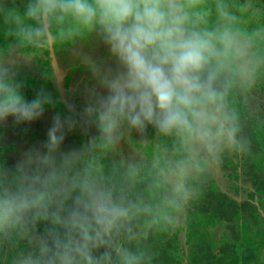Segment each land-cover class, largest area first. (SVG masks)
Returning <instances> with one entry per match:
<instances>
[{"label":"clouds","instance_id":"obj_1","mask_svg":"<svg viewBox=\"0 0 264 264\" xmlns=\"http://www.w3.org/2000/svg\"><path fill=\"white\" fill-rule=\"evenodd\" d=\"M0 18L10 41L0 48V122H32L50 103L43 90L25 98L14 57L30 63L95 38L116 62L88 60L107 90L93 89L81 114L98 135L63 152L77 122L58 115L43 150L14 170L0 165V264H154L149 239L179 223L227 157L250 150L237 101L264 81V5L28 0L21 11L0 0Z\"/></svg>","mask_w":264,"mask_h":264},{"label":"rangeland","instance_id":"obj_2","mask_svg":"<svg viewBox=\"0 0 264 264\" xmlns=\"http://www.w3.org/2000/svg\"><path fill=\"white\" fill-rule=\"evenodd\" d=\"M6 2L8 6L15 3L21 11L28 3L27 0H6ZM258 3L264 5V0H258ZM2 26L3 20L0 18V48L5 47L10 42L3 36ZM90 41L93 42L91 39ZM90 41L85 42L88 43L87 45L77 44L73 48H80L84 51L83 46L90 47ZM69 50L67 47L59 50L52 49L55 59L51 52L49 54L45 52L34 57L30 63L16 57L13 58L16 60V79L21 84V89H26V91L34 89L37 91L36 94L28 91L30 97H33L30 100L34 99L37 93L43 90L49 97L50 103L45 105L42 117L32 122L16 124L12 117H9L5 122H0V165L5 168L14 170L17 163L23 158L24 153L31 149L40 148L43 150L48 129L52 125L53 118L58 115L62 118L71 116L77 122L76 127L65 133L64 143L61 147L63 152L81 149L90 138L98 135V130L94 124L83 123L81 114L90 99V92L93 89L97 94L107 95V93L100 90V85L93 77L88 64L90 59L88 58L83 62L79 60L71 61L66 55ZM54 61L62 69L63 77H65L63 90L56 82ZM91 61L100 64L102 68H109V65H107L108 60L104 57L97 56ZM65 71L67 72L66 75H64ZM66 76L68 77L67 80ZM49 77L53 80L48 79ZM237 104L242 110L244 134L251 142L250 150L244 154L250 157V163L241 159L240 155L229 156L221 166L206 177L200 187L198 197L189 205L180 217L179 223L173 228L178 240L183 244L187 256L180 252L173 255L180 259L183 258V264L206 263L209 256L206 255V250L202 248L205 244L204 241L209 243L211 249L217 253L225 243L234 241L236 251L241 259L246 258L243 255L245 253L252 257L251 251H248L245 247L247 244L249 245V241H255L253 251L257 262L264 264V190L255 188L247 180L246 175V171H252L250 165L253 164L258 173H261L264 178V81L258 82L247 98L238 100ZM131 135L137 140L140 139L138 133L133 132ZM147 135L149 139L152 138L154 131L153 133H147ZM121 148L125 156L131 151V145L127 141L122 142ZM213 184L218 187L214 188L215 193H217L216 190L220 189L237 201L248 200L250 203L256 201L260 206L256 214L258 221L248 217V210L244 211L243 208L233 210L229 206L230 201L224 197L219 198L218 201L221 200L219 203L221 207H229L233 211L231 222L219 220L212 213L205 212L202 209V203L206 196L204 186ZM251 191H256L254 197L250 196ZM191 221H194L198 231L193 230L189 224ZM229 226H233L234 229ZM44 229L45 224L41 223L38 226V231L43 234ZM235 234L237 236H234ZM238 264H243L242 260Z\"/></svg>","mask_w":264,"mask_h":264},{"label":"trees","instance_id":"obj_3","mask_svg":"<svg viewBox=\"0 0 264 264\" xmlns=\"http://www.w3.org/2000/svg\"><path fill=\"white\" fill-rule=\"evenodd\" d=\"M50 52L47 53L49 54ZM48 79H51V77H49ZM21 90L27 100L33 98L32 96L30 97L28 91H31L35 94L37 92L34 89H29L28 91H26V89H21ZM150 129L151 128H148L147 133L149 132L153 133L154 129L152 130ZM241 159H243L245 162L250 163V157H247V155L246 156L242 155ZM250 167L252 171L250 170L246 171L247 180H249L255 188L259 190H264L263 176L261 175V173H258V171L255 169V166L253 164H251ZM213 185L204 186V188H206V196L202 203V207H203L202 209H204L205 212L212 213L215 216V218L219 220H226L228 222H231L232 216L234 214L233 211L229 207L228 208L221 207V205L219 204L221 200L218 201L219 198L221 199L224 197L226 198V200L230 201L229 206L233 210H237L240 208H243L244 211L248 210L249 211L248 217L252 218L254 221H258V217L256 214L258 213L260 206L259 204L256 203V201L251 203L248 200L237 201L234 197H230L229 195H227V193H224L220 189L216 190L217 193H215L214 188H216L217 186L214 185L213 187ZM255 192L256 191H251L250 196L254 197ZM189 224L191 225L193 230L198 231V228L194 224V221H191ZM231 228L234 229L233 226ZM234 236L237 235L235 234ZM147 243L156 254L154 264H183V258L180 259L178 257H175L173 254L180 252L184 256L185 255L187 256V254L184 252V248H183L184 246L178 240L177 234L173 231V228L169 229L167 232L152 236ZM204 243L205 244L204 246H202V248L206 250V255L209 256L205 264H238L240 260H242L243 264H259L257 262V258L255 257L254 251L251 250V248L249 247L246 249H248V251H251L252 257L248 256V254L245 253L244 256L246 258L244 259L239 258V255L236 251V244L234 243V241L225 243V245L219 248L218 253L214 252L211 249L209 243H207L206 241H204ZM166 248H168L170 251ZM189 260L190 258L188 259V261Z\"/></svg>","mask_w":264,"mask_h":264},{"label":"crops","instance_id":"obj_4","mask_svg":"<svg viewBox=\"0 0 264 264\" xmlns=\"http://www.w3.org/2000/svg\"><path fill=\"white\" fill-rule=\"evenodd\" d=\"M91 40H93V42H91L90 40V47H88V46H83L84 48H85V50L83 51V49H74L73 47H67V48H69L70 50H69V52H68V54H66L68 57V59L69 60H71V61H76V60H79V61H81V62H83L84 60H88V58L90 59V60H94V58L95 57H97V56H100V57H104V58H106V60H108V64L110 63V64H113V67L111 68V69H113V70H115V68H116V62H115V60L112 58V56H111V53H110V51L108 50V48L102 43V42H99V41H97V40H95V38H91ZM97 43H100V44H97ZM79 45L80 44H83V45H87L88 43H85V42H80V43H78ZM81 48H82V46H80ZM89 48V49H88ZM52 51V50H51ZM52 53V55L54 54V51H52L51 52ZM75 54V55H74ZM55 55V54H54ZM54 55H53V57H54ZM71 55H72V57H71ZM57 56V55H56ZM59 59H60V57L59 56H57ZM54 59H55V57H54ZM57 66H58V64H57ZM58 68H60L59 66H58ZM61 69V68H60ZM62 70V69H61ZM54 73H55V70H54ZM66 71H65V74L64 75H66ZM55 75H56V73H55ZM67 76H68V74H67ZM66 76V80L68 79V77ZM56 77H57V75H56ZM52 79V78H51ZM57 79L58 78H56V82H57ZM53 80V79H52ZM64 82H65V77H63V86H64ZM63 90V89H62ZM63 98V100H65V98L64 97H62ZM61 98V99H62ZM251 235V234H250ZM254 242L255 241H249L248 243H249V245L250 246H252L253 248H254Z\"/></svg>","mask_w":264,"mask_h":264},{"label":"water","instance_id":"obj_5","mask_svg":"<svg viewBox=\"0 0 264 264\" xmlns=\"http://www.w3.org/2000/svg\"><path fill=\"white\" fill-rule=\"evenodd\" d=\"M52 52V51H51ZM54 70L57 75V84L63 89V71L58 68L57 63L54 61Z\"/></svg>","mask_w":264,"mask_h":264},{"label":"flooded vegetation","instance_id":"obj_6","mask_svg":"<svg viewBox=\"0 0 264 264\" xmlns=\"http://www.w3.org/2000/svg\"><path fill=\"white\" fill-rule=\"evenodd\" d=\"M107 65H109V68H103L104 70H108V69H111L113 67V64L107 63ZM99 88H100V90H102V92L107 93V90L105 88H103L101 86H99Z\"/></svg>","mask_w":264,"mask_h":264}]
</instances>
